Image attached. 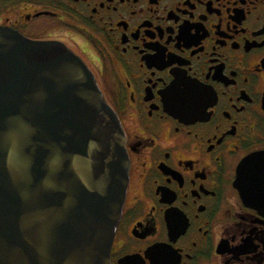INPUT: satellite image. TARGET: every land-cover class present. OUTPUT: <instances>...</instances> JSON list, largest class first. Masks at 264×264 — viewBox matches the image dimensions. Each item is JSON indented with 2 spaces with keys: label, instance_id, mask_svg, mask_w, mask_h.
Wrapping results in <instances>:
<instances>
[{
  "label": "flooded vegetation",
  "instance_id": "af4514ba",
  "mask_svg": "<svg viewBox=\"0 0 264 264\" xmlns=\"http://www.w3.org/2000/svg\"><path fill=\"white\" fill-rule=\"evenodd\" d=\"M64 43L129 158L108 264H264V0H0Z\"/></svg>",
  "mask_w": 264,
  "mask_h": 264
},
{
  "label": "water",
  "instance_id": "95a60500",
  "mask_svg": "<svg viewBox=\"0 0 264 264\" xmlns=\"http://www.w3.org/2000/svg\"><path fill=\"white\" fill-rule=\"evenodd\" d=\"M128 171L83 59L0 26V264H108Z\"/></svg>",
  "mask_w": 264,
  "mask_h": 264
}]
</instances>
